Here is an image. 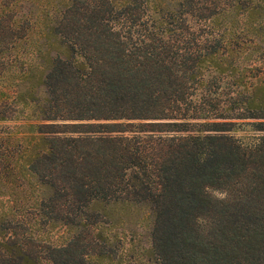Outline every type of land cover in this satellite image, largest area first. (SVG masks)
<instances>
[{
	"label": "trees",
	"instance_id": "obj_1",
	"mask_svg": "<svg viewBox=\"0 0 264 264\" xmlns=\"http://www.w3.org/2000/svg\"><path fill=\"white\" fill-rule=\"evenodd\" d=\"M0 264H264V0H0Z\"/></svg>",
	"mask_w": 264,
	"mask_h": 264
},
{
	"label": "rangeland",
	"instance_id": "obj_2",
	"mask_svg": "<svg viewBox=\"0 0 264 264\" xmlns=\"http://www.w3.org/2000/svg\"><path fill=\"white\" fill-rule=\"evenodd\" d=\"M244 132L243 131H240L239 134L243 135ZM213 194L216 195V196H218V197L222 196V194L220 192H218V191H213Z\"/></svg>",
	"mask_w": 264,
	"mask_h": 264
}]
</instances>
